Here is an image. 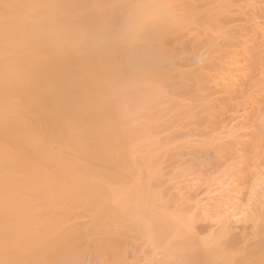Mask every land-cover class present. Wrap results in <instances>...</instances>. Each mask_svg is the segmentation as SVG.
I'll return each instance as SVG.
<instances>
[{
	"label": "bare ground",
	"instance_id": "6f19581e",
	"mask_svg": "<svg viewBox=\"0 0 264 264\" xmlns=\"http://www.w3.org/2000/svg\"><path fill=\"white\" fill-rule=\"evenodd\" d=\"M0 264H264V0H0Z\"/></svg>",
	"mask_w": 264,
	"mask_h": 264
}]
</instances>
